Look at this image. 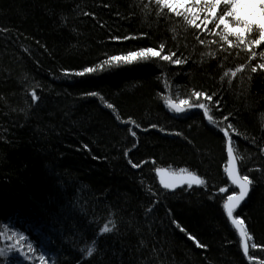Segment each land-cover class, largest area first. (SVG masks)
<instances>
[{"label": "trees", "instance_id": "16d2710c", "mask_svg": "<svg viewBox=\"0 0 264 264\" xmlns=\"http://www.w3.org/2000/svg\"><path fill=\"white\" fill-rule=\"evenodd\" d=\"M132 3L133 0H0V28L8 30L0 32V225L12 221L14 227L25 231L26 224H33L34 243L42 244L51 235L54 242L47 246H53V252L62 249L72 257L66 264H76L80 253L51 230L62 226L69 235L74 225L79 230L76 239L82 244L90 241L94 229L110 218L115 220L117 231L102 237L100 247L106 249L105 260L111 264H120L121 260L124 264H249L242 255L238 236L222 213L226 194H220L218 189L226 183L223 134L209 125L199 111L177 116L162 99L168 95L163 74L169 76L174 100L184 98L191 88L215 91L223 87V113L213 114L218 118L229 112L236 114L237 127L258 141L252 144L234 136L247 157L242 171L264 166V154L258 147L264 139V79L252 74L249 86L248 73L238 74L230 89L226 81L223 85L219 81L223 70L244 62L245 54L223 61L224 68H219L216 61L198 67L190 61L182 66L184 72L174 78L172 73L179 71L176 66L157 67L152 63L105 66L85 77L63 76V70L93 66L107 55L123 54V50L156 44L162 37H169L161 22L159 31L148 39L110 41L109 32L116 35L146 30L139 15L131 20L116 15H127ZM83 12L94 14L95 19ZM97 21L105 26L100 27ZM191 31L186 40L178 38L181 50L186 44V54L193 49L195 53L201 51ZM168 43L173 46L176 41L168 39ZM33 89L41 97L35 103L30 100ZM88 91L100 93L114 105L116 114L98 98L83 95ZM116 115L121 120L130 117L142 127L156 123L166 132L180 131L192 143L157 129L147 133L133 129L137 140ZM133 144L136 147L129 152V158L134 162L155 159V166L196 170L213 186L210 191L215 199L209 200L202 189L176 193L162 190L155 166L132 169L127 164L123 153ZM251 175L260 173L253 171ZM82 185L88 187L78 193ZM146 188L156 190L162 202L147 218L145 210L151 197ZM74 198L81 201L86 214L73 209ZM166 210L207 247L197 248L170 222ZM241 211L248 217L246 223L254 240L264 243V182L256 184L238 213ZM251 252L264 256L258 250Z\"/></svg>", "mask_w": 264, "mask_h": 264}, {"label": "snow or ice", "instance_id": "6c2138e0", "mask_svg": "<svg viewBox=\"0 0 264 264\" xmlns=\"http://www.w3.org/2000/svg\"><path fill=\"white\" fill-rule=\"evenodd\" d=\"M104 7L107 8L109 5L105 4ZM129 9L127 15H122L119 12L116 15L125 20H131L139 15L141 25L147 26L146 30L136 29L132 32L116 35L109 32L108 39L110 41L122 43L148 39L159 31L161 22L166 26L165 30L169 32V37H162L156 44L138 45L134 49L123 50V54L107 55L106 59L93 66H85L79 70H63L64 77L93 75L97 73L98 69L103 70L105 66L118 67L136 63H152L157 67H161L162 64L176 66L179 71L172 73L174 78L175 75L184 72L182 66L188 65L190 61L194 67L216 61L219 68H224L223 61L234 55L239 56L240 53H244L243 63L222 71L219 76L221 85L226 81L228 88H232L237 75L245 72L248 73L246 78L249 86L253 80L252 74H259L260 78L264 79V47H262L264 46V0H133ZM137 10L139 11L137 12ZM83 15L93 16L95 19L94 14L90 12H83ZM97 23L100 22L97 21ZM153 25L156 26L155 30H153ZM210 25L211 27H209ZM104 26L103 23H100V27L103 28ZM189 30H192L191 35L201 48L199 53H195L193 49L192 53L186 54V44L184 50H181L179 46L178 38L183 37L186 40ZM6 31L8 30L0 28V32ZM168 39H172L176 43L169 46ZM41 47L44 46L41 45ZM25 51L28 50L25 49ZM45 51H47L46 48ZM188 71L190 72L191 69ZM162 79L163 87L168 90V95L162 96V99L165 107L171 113L179 116L199 111L209 125L223 134V144L226 150V163L223 165V173L226 177V183L218 189L220 194H226L222 200V213L238 236L243 257L247 259L249 264H264V256H258L255 252H251V250H258L264 253V243H258L254 240L249 224L246 223L248 219L246 213L243 211L238 213L256 184L264 182V166L255 169L247 168L242 171L247 157L241 153L234 136L249 140L252 144L258 143L257 138L249 136L246 131L242 132L237 127V124L234 123L238 120L236 114L229 112L222 114L219 118L213 114L214 111L223 113L221 103L225 91L223 87H219L215 91L191 88L184 98L174 100L168 74H163ZM239 83H242V80L238 81ZM83 95L98 98L104 107L116 114L114 105L105 101L97 91H88ZM40 99L37 91L33 89L30 92L31 102L35 103ZM116 119L120 120L122 124L128 125V133L137 140V132L133 129H139L144 133L149 132L150 129H157L161 133L188 140L182 132H166L165 128L156 123L142 127L140 123L130 117L121 120L120 116L116 115ZM188 143L191 144L192 141L188 140ZM84 147L87 149V145ZM135 147L136 144H133L132 148L123 153L127 164L132 169H140L146 164L156 165L155 159H142L134 162L132 158H129V152ZM258 147L259 152L264 154V139L259 141ZM93 159H97V157L93 156ZM253 171L260 173V176H252ZM154 172L160 188L167 192L176 193L177 189L184 192L202 189L209 200L215 199V194L210 191L213 186H210L208 179L198 174L196 170H190L188 167L174 169L171 166H155ZM141 184L143 185V180H141ZM87 187V185H82L81 188L77 189V192L80 193ZM146 193L151 197L150 205L145 210V217L147 218L150 213H153L156 205L162 202L156 190L146 188ZM76 208H79L81 214H86L85 208L81 206V201L78 198L73 200V209ZM166 217L175 225L176 229L184 233L189 240H193L197 248L207 247L195 240L194 236L187 233L184 227L172 219L170 210H166ZM93 223L91 219L88 220L89 225ZM73 228V233L69 235H65L62 226L53 228L51 232L57 233L65 243L72 245L73 250L80 253V259L76 261V264H86V262L87 264H111L110 261L105 260L106 249L100 247V242L102 237L113 235L117 231V224L114 219L110 218L102 226L95 228L91 240H84L82 244L76 239L79 230H75L74 225ZM0 241L3 242L0 245V264H9L8 257L13 252L19 253L24 261L29 262V264H66L72 260V257L65 254L62 249L53 252L46 246L48 242H54L51 235L47 237L43 246H34L30 236L14 227L12 221L0 225ZM153 253H157V250L153 249ZM113 255H116L115 251H113ZM120 264H124V262L121 260ZM141 264H146V262H141Z\"/></svg>", "mask_w": 264, "mask_h": 264}, {"label": "bare ground", "instance_id": "6f19581e", "mask_svg": "<svg viewBox=\"0 0 264 264\" xmlns=\"http://www.w3.org/2000/svg\"><path fill=\"white\" fill-rule=\"evenodd\" d=\"M158 182V180H157ZM159 185V184H158ZM162 189V188H161ZM163 190V189H162ZM181 190V189H180ZM166 191V190H164ZM179 191V190H178ZM177 192V191H176ZM170 193V192H169ZM8 221H6L5 223H7ZM22 231V230H21ZM25 234L26 235H29L30 236V239L33 241L34 243V225L33 224H26V229H25ZM0 245H2L1 241H0ZM36 245H41L43 246L44 243H34V246ZM47 246V245H46ZM51 251H52V248H50L49 246H47ZM8 261H9V264H23L25 261L23 259L22 256H20L19 253H16V252H13L9 257H8Z\"/></svg>", "mask_w": 264, "mask_h": 264}, {"label": "water", "instance_id": "95a60500", "mask_svg": "<svg viewBox=\"0 0 264 264\" xmlns=\"http://www.w3.org/2000/svg\"><path fill=\"white\" fill-rule=\"evenodd\" d=\"M157 180H158V178H157ZM158 184H159V182H158ZM163 190H164V189H163ZM178 190H180V189H177V191H178ZM249 195H250V194H249Z\"/></svg>", "mask_w": 264, "mask_h": 264}, {"label": "rangeland", "instance_id": "374dc122", "mask_svg": "<svg viewBox=\"0 0 264 264\" xmlns=\"http://www.w3.org/2000/svg\"><path fill=\"white\" fill-rule=\"evenodd\" d=\"M1 243H3L2 241H1ZM24 264V263H23Z\"/></svg>", "mask_w": 264, "mask_h": 264}]
</instances>
